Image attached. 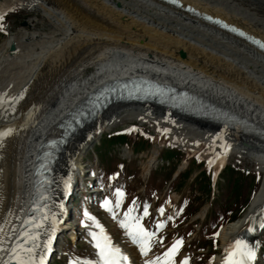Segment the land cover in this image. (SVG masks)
Returning a JSON list of instances; mask_svg holds the SVG:
<instances>
[{"label":"bare ground","instance_id":"6f19581e","mask_svg":"<svg viewBox=\"0 0 264 264\" xmlns=\"http://www.w3.org/2000/svg\"><path fill=\"white\" fill-rule=\"evenodd\" d=\"M32 1L43 11L48 6L51 7L48 11L62 9L88 31L83 36L73 33L74 36L65 37L61 46L47 47L43 58L28 73L23 72L31 61L17 55L20 44L16 40L8 43L9 58L6 64H0V132L10 131V135L0 137V257L7 238L16 230L21 202L30 191L29 168L37 140L57 131L56 124L66 112L109 80L130 76L167 80L175 87L241 115L263 135H244L152 106L112 105L96 121L73 135L58 160L54 199L48 211L56 216L55 235L60 230L62 215L59 202L68 190L65 187L73 186L84 149L104 128L131 115L166 127L168 130L159 142H177L197 156L205 150L215 157L222 150L225 153V148L247 155L252 152L264 168V55L256 49L194 16L153 0ZM181 1L264 41V0ZM245 8L259 14L252 15ZM36 37L39 38L32 34L22 36L26 40ZM206 144L202 150L197 148ZM93 182L96 183L95 177ZM92 193L98 197L102 190L93 189ZM262 225L264 178L244 217L224 228L221 240L225 252L217 264H224L237 240L256 252L252 264H264V259L258 256ZM50 227V222H46L41 229V246L48 239ZM245 230L251 235L248 240L240 239ZM42 251V247L37 249L38 254ZM128 261L132 263L129 258Z\"/></svg>","mask_w":264,"mask_h":264},{"label":"rangeland","instance_id":"374dc122","mask_svg":"<svg viewBox=\"0 0 264 264\" xmlns=\"http://www.w3.org/2000/svg\"><path fill=\"white\" fill-rule=\"evenodd\" d=\"M35 3L36 2L32 0L0 1V13H3L5 17L3 21H0V24H2V30H0L2 34V36H0V64H6V60L9 58L10 50L8 48V43L16 40L20 44V50L17 52V55H23L25 59L31 61L27 64L24 72L22 71L23 73L30 72V70L40 62L43 58L44 52L47 51V47L50 45L57 47L58 45L61 46L64 43L65 37L74 36L73 33L83 36L86 35V32L88 31H86V28L84 29L83 27L78 26V22L62 9V11L58 10L59 12H55L54 10L48 11L51 8L48 6L49 9L43 11V9ZM117 6L119 5H115L116 8L120 7ZM245 9L250 11L249 13L252 15L255 14L256 16L259 14L248 8ZM50 14H53V16ZM21 33H24V36L25 34L36 35L39 36V38L36 37L35 39L26 40L22 38L23 35ZM43 36H46V38H43ZM21 40L23 41L21 42ZM32 40L34 41L32 42ZM21 43L23 44L21 45ZM78 59V62L82 61L81 57ZM151 121L146 119L144 120L143 117H137L136 115L133 118V115H131L129 118L123 119L122 121H116L107 129L104 128L101 132H99L98 136H96L93 141H90L91 143L86 146L78 164L80 168L79 173H84L85 177L89 176L87 178L91 179L90 176L94 175L97 167L98 171H100L99 167H104L103 164L107 165L109 168L111 165L117 164V161H125L131 172H128L129 174L125 173L123 177L120 176L117 177V179L115 178V175L112 176V178L106 179V175L103 174L102 180H99L101 183L98 181V184H100L99 187L96 185L94 186V183L87 184L89 189L97 187L102 190V193L96 198V202H98V204H96L93 200L91 201L93 211L87 213L88 216L93 217L94 220H89L85 213L81 216V227L79 230L77 229L79 231L77 242L73 244L72 241L69 243L66 239H68L67 237L70 235V230L73 228V224L76 225V220L80 216L77 206L80 204L82 199L81 192L83 193V185L82 179L78 177L77 186H74L73 196L67 205L68 209L70 208V212L68 214L69 216H63L61 218L59 223L60 230L57 232L52 244L53 252L46 257L47 259L45 260V264H74L76 261H78L79 264H88V262L95 264V262L98 261L97 249L94 247V244L90 239L91 237L88 232L84 230V228L88 225L96 227V224H99L100 228L107 233L115 247L119 248L121 252L133 260L132 264H145L146 260H154L158 256H163V253L166 252L177 240H183V244L173 258L174 264H183L185 259L188 260V264H198L199 261L200 264H204L203 260H201L204 253H201L198 246L199 243H202L205 237L218 240L216 247H208V252L211 256L209 262H211V264H217L218 258L225 252L224 244L221 240L224 229H222L221 232H217V230L213 227L208 226L207 231L204 232V228L202 227V229H200V225L201 223L204 225L207 223V220L214 218L215 214L216 217L214 220L216 222L220 211L215 207H227L229 203H232L233 197L231 195H233V192L230 195V188L226 185L225 181L227 182V180H224L223 176H220V178L217 179L220 185L217 184L218 187L213 190V193L210 194L206 192L207 185L204 178L200 174L202 169L200 167L196 168L197 165L195 163L192 165L195 167L193 168L191 165H187L186 162H178L176 164V166H178L177 170L182 172L186 167H188L187 170H190L192 167V171L183 181V184L179 185L180 188L175 190V185H173L174 183L167 181L170 178L174 167L170 169L158 168L155 171L153 169L155 165H160L158 156L159 153L162 154V151H165L166 149L180 150L182 154H186L189 158H195L198 161L206 162L205 164L209 171H211V166L214 162L211 165H207V163H209V160L215 161V157L211 151L202 150L208 146L207 144L206 146L203 145L197 147L202 150L201 156H197L189 154L190 152L186 151V149L180 146L177 142H168L165 140L159 143L158 140L168 129L166 127L159 126L155 123V121L153 122V120ZM123 131H138V133L143 137L148 138L149 140L153 139L154 145L150 144L149 146L142 148L139 150L138 154L135 155L133 152L127 150V147H124L117 142L112 143L113 141H110V139L105 140L109 134L111 135L113 133ZM202 142L207 143L204 141ZM128 149L131 150L130 147ZM251 149L252 151L254 150L253 148ZM223 152L224 151L222 150L219 155L217 154V156L220 157L218 160L222 165L230 166L239 172L246 170L249 173L247 174V178L251 181V184L246 190L245 202H247L251 197L250 194L252 188L254 189L257 184L255 176L260 175V177L263 176L262 178H264V168H262L261 164L256 162V158L253 156L252 152L248 155L246 153H237L236 151ZM170 154L174 155L176 153L174 151L164 152L162 157L165 159L171 158ZM89 170L91 172L90 174L88 173ZM107 170L108 171L104 172H115V167ZM149 170L150 173L152 172V178L150 176L151 179L149 178ZM238 177L239 174L236 173L234 175L236 182H238ZM177 180L179 182V179ZM151 184L154 186H151ZM261 186L262 183L259 187L260 189ZM228 189L229 192L228 195H226ZM232 191H235V186H232ZM117 192H123V197H118ZM178 192H180L181 195H185L193 199L192 210L196 209V217L198 218L194 217L189 222V224L192 223L191 229H194L192 234H189L188 227H177L174 233L169 235L170 230L174 228L173 225H171V221L174 217H176L179 211L180 202L177 201L179 195ZM258 193L259 191L254 199L257 197ZM118 199H120L121 203L120 207L116 208L115 204ZM105 200L111 201L112 211H109L103 206ZM211 200L214 201H212L213 206L210 209ZM74 204H76V207L73 210ZM145 207H147L149 213L147 216H144ZM188 207L189 206L186 205L182 212V216L185 215ZM132 208L135 209L132 212V215L141 218L140 222L143 227L150 232H156V236L152 240L151 251L147 257L141 255L138 245L131 241L130 237L127 235L126 229L120 226V222L125 218V213L129 212ZM160 209L164 210L163 214L166 209V214H161ZM170 211L173 212V216L169 215ZM208 211L211 213V218L204 220ZM159 215H163V217L160 218L158 217ZM168 217H172V219L169 220ZM243 217L244 215L240 218V220ZM227 218H229V215H227ZM159 222H163L165 225L162 229H157L156 227ZM228 226L229 224L226 227ZM261 236L263 244L261 246L262 251L260 252V257L264 259V233ZM161 240L163 243L159 242ZM219 254L221 255L218 257Z\"/></svg>","mask_w":264,"mask_h":264},{"label":"snow or ice","instance_id":"6c2138e0","mask_svg":"<svg viewBox=\"0 0 264 264\" xmlns=\"http://www.w3.org/2000/svg\"><path fill=\"white\" fill-rule=\"evenodd\" d=\"M4 14L0 13V21L4 20ZM0 30H2V24H0ZM264 47V44L261 45ZM10 135L8 132H0V137H6ZM227 151V148H225ZM214 161L209 160V165ZM123 192H117L118 197H123ZM120 199L116 201L115 207H120ZM103 206L112 211L111 201L105 200ZM63 209V205H60ZM135 209L132 208L129 212L125 213V218L120 222V226L127 231V235L130 237L131 241L138 245L141 255L147 257L152 248V240L156 236V232H150L146 230L140 222V217L132 215ZM163 209H160L161 214H163ZM148 209L144 208V216H147ZM89 220H94L93 217L88 216ZM169 220L172 217H168ZM50 222V233L48 234V239L44 241L43 245L40 244V229L45 228V223ZM25 224L30 225L28 229L23 231L18 238V242L11 248L9 253V259L5 261V264H45L47 254L51 251L52 239L56 232V216L54 214L49 215L45 212L39 220L29 219L25 221ZM163 222L157 223V229H162L164 227ZM264 226V225H262ZM97 228H100L99 224H96ZM2 231V229H0ZM94 243V247L97 249L98 261L95 264H127L128 257L123 255L119 248L115 247L109 237L104 234L103 229L100 228V232L90 233ZM163 243V241H159ZM2 243V241H0ZM183 244V240L175 241L172 246L163 253V256H158L154 260L149 259L145 261V264H174L173 258L179 251ZM43 248L41 253H37V249ZM256 259V252L250 248L247 244L242 241L237 240L235 244L229 249L228 254L224 260V264H252ZM74 264H79L78 261ZM92 264V262H88ZM183 264H188V260L185 259Z\"/></svg>","mask_w":264,"mask_h":264},{"label":"trees","instance_id":"16d2710c","mask_svg":"<svg viewBox=\"0 0 264 264\" xmlns=\"http://www.w3.org/2000/svg\"><path fill=\"white\" fill-rule=\"evenodd\" d=\"M110 141H113L112 143H119V144H123L126 145L130 148H132L135 152H139V150H141L144 147L149 146V142L147 140H143L141 139L139 136H130V135H118V136H112L110 138ZM111 143V144H112ZM176 154L171 155L170 154V159L172 158H176V159H181L182 155H180L178 152H175ZM196 164V163H195ZM197 167L196 168H201V176L204 178V181L206 182V192L210 193L211 191V181L209 179V175L208 172L202 167V165H198L196 164ZM195 168V167H194ZM192 171V167L190 170H188L185 174H181L180 178L181 179H185L189 176L190 172ZM238 173L239 177H238V182L235 181L234 175ZM222 176L224 178V180L226 179L227 182L225 181L226 185L230 188V195L233 192V195H231L233 197L232 203H229L228 206L226 207V209L224 207H219V210L221 212H236L234 216H232V218H236L241 211L244 209V205L246 204L245 202V198H246V190L249 187V183L250 181L247 178V174L245 172H238L235 169L228 167L223 173ZM253 179V178H252ZM232 186H235V191H232ZM257 189V184L255 186V188L253 189V191H255ZM229 189L226 192V195H228ZM225 195V196H226ZM224 197V196H223ZM230 197V196H229ZM248 202V201H247Z\"/></svg>","mask_w":264,"mask_h":264}]
</instances>
